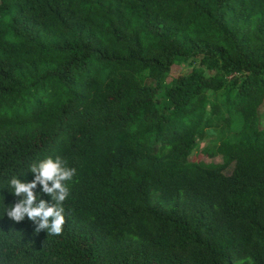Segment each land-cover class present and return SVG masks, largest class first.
<instances>
[{
  "label": "trees",
  "instance_id": "1",
  "mask_svg": "<svg viewBox=\"0 0 264 264\" xmlns=\"http://www.w3.org/2000/svg\"><path fill=\"white\" fill-rule=\"evenodd\" d=\"M49 156L58 236L3 214ZM0 264H264V0H0Z\"/></svg>",
  "mask_w": 264,
  "mask_h": 264
},
{
  "label": "clouds",
  "instance_id": "2",
  "mask_svg": "<svg viewBox=\"0 0 264 264\" xmlns=\"http://www.w3.org/2000/svg\"><path fill=\"white\" fill-rule=\"evenodd\" d=\"M35 174L30 182H22L17 177L11 178L8 188L17 197H23L14 205L5 207L4 213L15 222L28 218L35 224L34 231L39 233L46 230L47 235L58 236L63 232L65 215L63 203L69 195L68 183L73 181L76 169L67 166V162L60 156H49L29 166ZM41 185V192L51 198V202L40 199L35 192L37 185Z\"/></svg>",
  "mask_w": 264,
  "mask_h": 264
},
{
  "label": "rangeland",
  "instance_id": "3",
  "mask_svg": "<svg viewBox=\"0 0 264 264\" xmlns=\"http://www.w3.org/2000/svg\"><path fill=\"white\" fill-rule=\"evenodd\" d=\"M190 68L188 65H173L170 69V75L168 80L170 78L179 77L183 75L184 73L188 72ZM206 145V141L200 142L198 144H195L192 146V155L190 156V160L194 162H200V163H209V164H217L221 162L220 157H209L203 152V148Z\"/></svg>",
  "mask_w": 264,
  "mask_h": 264
}]
</instances>
